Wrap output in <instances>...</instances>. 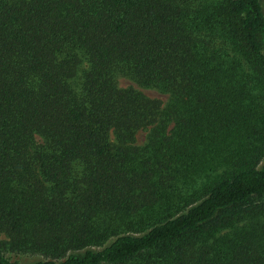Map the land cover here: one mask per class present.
Returning a JSON list of instances; mask_svg holds the SVG:
<instances>
[{"label": "trees", "instance_id": "obj_1", "mask_svg": "<svg viewBox=\"0 0 264 264\" xmlns=\"http://www.w3.org/2000/svg\"><path fill=\"white\" fill-rule=\"evenodd\" d=\"M262 4L0 0V264H264Z\"/></svg>", "mask_w": 264, "mask_h": 264}, {"label": "rangeland", "instance_id": "obj_2", "mask_svg": "<svg viewBox=\"0 0 264 264\" xmlns=\"http://www.w3.org/2000/svg\"><path fill=\"white\" fill-rule=\"evenodd\" d=\"M262 3H263L262 4L263 9H264V0H262ZM116 83H117L118 87H129V86L133 87V88L139 90L140 92H142L147 97L159 99L162 103H164L166 101V95L161 94L160 92H158L157 90H155L153 88L140 87L137 84H135L132 80H130L126 77L118 76L116 78ZM145 138H146V130H138L134 136V144L135 145H142L145 141Z\"/></svg>", "mask_w": 264, "mask_h": 264}]
</instances>
